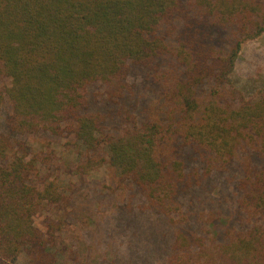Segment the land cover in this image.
I'll list each match as a JSON object with an SVG mask.
<instances>
[{
    "label": "trees",
    "instance_id": "trees-1",
    "mask_svg": "<svg viewBox=\"0 0 264 264\" xmlns=\"http://www.w3.org/2000/svg\"><path fill=\"white\" fill-rule=\"evenodd\" d=\"M263 35L264 0H0V264H58L60 223L35 219L71 200L40 134L140 196L141 264H264V90L232 79Z\"/></svg>",
    "mask_w": 264,
    "mask_h": 264
},
{
    "label": "rangeland",
    "instance_id": "rangeland-1",
    "mask_svg": "<svg viewBox=\"0 0 264 264\" xmlns=\"http://www.w3.org/2000/svg\"><path fill=\"white\" fill-rule=\"evenodd\" d=\"M233 82L248 97H256L264 90V35L244 45L237 61ZM11 117V105L7 102L0 110V122L4 129ZM34 151L53 150L54 158L42 170L41 181L51 179L70 197L65 209H52L35 219L44 230L43 219L52 217L60 226L58 233V264H141L144 258V240L150 224L136 211L131 214L129 207L139 200L131 190L118 186L119 174L107 166L96 168L82 176L79 143L73 138H54L45 134L21 137ZM41 169V168H40ZM223 194H229L224 186ZM213 196L220 199L218 190ZM219 229L227 228L221 220ZM137 234V235H136ZM138 238H140L138 240ZM78 252L79 262L69 260L68 250ZM65 254V255H64ZM25 256L20 255L16 264H24Z\"/></svg>",
    "mask_w": 264,
    "mask_h": 264
}]
</instances>
